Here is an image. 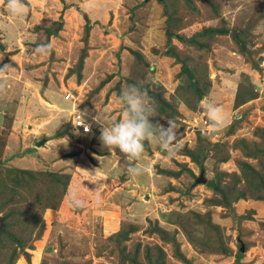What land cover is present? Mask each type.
<instances>
[{
    "label": "rangeland",
    "instance_id": "374dc122",
    "mask_svg": "<svg viewBox=\"0 0 264 264\" xmlns=\"http://www.w3.org/2000/svg\"><path fill=\"white\" fill-rule=\"evenodd\" d=\"M2 1L0 68L6 65L10 68L0 74V79L21 82L32 95L36 89H32L30 81H25V76L32 74L33 63L36 67L33 78L44 83L48 78L56 80L63 88L61 92L75 94L76 106L90 115L87 106H91V99L93 106L110 101L112 106L124 108L119 101L121 89L139 82L147 89L156 109L152 122L167 128L168 119H172L179 126V149L169 156L157 144L145 141L139 163L146 166V170L137 178L142 185L136 188V193L133 196L126 193L129 197L115 194L113 203L111 196L106 198L111 193L98 196L101 202L98 204H105L102 211L109 219L108 224L102 223V216L97 215L94 208L87 206L85 212H82L83 206L76 212L71 208L73 196L84 205L89 201L94 203L95 193L72 189L56 202V209L45 208L49 199L53 202L57 195L51 194L55 183L43 173L49 164L46 167L33 163L41 162V154L35 151H43L44 146L50 151L46 140L36 145L44 139L39 136L46 137L39 133L53 118L57 119L54 125H58V131L65 130L66 135L72 133L68 123L75 108L71 100H62L61 107L58 105L60 108L53 114L52 107H57L54 98H45L40 92L43 100H47L40 101L48 108L46 114L45 109L42 112L40 106L28 101L19 103L21 92L15 87L12 92H16L17 98L7 95L0 102V135L7 141L0 156V188L6 189L1 193H7L8 197L14 195L15 208L28 203V193H33V198L43 204L30 205L24 216L36 217L40 212L44 228L41 233L34 231L31 238L19 236L22 247L4 238L0 264H129L121 262L120 254L123 251L132 254L138 243L137 261L141 264H146L145 249L149 248L152 258L157 257L156 246L165 252V264H264V193H260L264 188L259 189L256 182L254 186L249 185L246 176L252 171L243 165L245 162L260 172L259 162L264 163V156L250 158L243 154V142L252 147L264 140V0H24L28 11L23 16L10 15L6 0ZM98 5L103 8L99 10ZM95 7L98 8L93 11L91 8ZM123 17L126 30L115 37L105 36L104 32H111L108 26L113 29V19L123 20ZM206 28L224 32L202 35ZM95 34L96 46L90 44V36ZM192 37L195 42L191 41ZM236 37L242 45H238ZM46 42H51L56 51L32 56L37 44ZM89 48L98 50L92 52L95 54L90 59L94 61L85 60L90 55ZM69 63L71 66H67ZM182 67L188 73L182 71ZM31 77L28 79L32 80ZM192 82L202 91L199 100ZM2 84L5 87L6 84ZM8 86L9 89L13 85L10 82ZM98 94L99 97L94 98ZM8 99L11 102H7ZM205 100L223 108L229 118L225 126L212 127L204 111ZM162 108L169 112H162ZM116 109L108 113V121L119 120L113 115ZM39 115L45 118L38 119ZM198 131L202 145L197 141ZM96 132L93 128L90 135L85 134L89 136L82 140V150L65 155L86 153L96 140ZM79 134L82 133L76 135ZM215 143L219 145L213 147ZM186 148L194 149L202 165L186 155ZM103 149L109 151L105 146ZM226 151L228 159L219 161ZM9 167L29 169L36 174L33 172L35 175L27 181L18 174L13 178L6 174ZM201 172L205 183H195ZM209 180L228 189H225L228 204H213L221 194L206 185ZM241 193L244 197H240ZM85 195L89 197L85 199ZM256 195H262V199H257ZM194 212L205 218L210 214V221L218 230L207 229L203 224L197 226ZM178 221H183L192 233L193 243L188 241ZM156 223L174 233L166 239L176 238L188 262L174 257L172 244L151 232ZM120 230L119 235L115 234ZM241 244L244 251L237 255ZM14 247L16 255L9 262ZM224 247L229 250L227 254L221 253Z\"/></svg>",
    "mask_w": 264,
    "mask_h": 264
},
{
    "label": "crops",
    "instance_id": "0c3cea01",
    "mask_svg": "<svg viewBox=\"0 0 264 264\" xmlns=\"http://www.w3.org/2000/svg\"><path fill=\"white\" fill-rule=\"evenodd\" d=\"M50 1V0H49ZM0 2H3L2 0H0ZM47 5L49 6V3L47 2ZM99 10H101L103 7V5H98ZM98 7L95 8H91L94 10H97ZM103 12V11H102ZM95 14V13H94ZM95 16V15H94ZM125 17H127V15H124ZM103 18H105V16L103 15ZM108 18V14H106V19ZM129 18V17H128ZM128 22L129 19H128ZM104 22H100V24H103ZM116 23H119L118 25H116ZM111 26H113V29H111V27L108 26L107 29L111 30V32L109 33L108 31L104 32L105 36L108 35H113L114 37L117 36V33L122 31V33L126 30V19L121 20L119 19H113V21L111 22ZM116 29V31H115ZM15 31H12V33ZM96 33V32H94ZM21 34V33H20ZM9 36V35H7ZM39 36V35H38ZM92 40V41H91ZM90 41H91V45L96 46V34L90 36ZM100 41H102V38L100 39ZM83 46V45H82ZM55 49V48H53ZM97 49H92L89 48L88 51V57L85 60H88L90 58H92V55L95 53H92L94 51H96ZM4 51V50H3ZM56 51V49H55ZM98 51V50H97ZM36 52H34L32 54V56L35 54ZM15 60V59H14ZM91 61H94L95 59H90ZM72 64V63H71ZM67 66H71L70 63ZM35 65L32 63L31 64V70H32V74H27L25 76V81H30L32 89H36V93L34 92L32 95L28 94L29 90L28 89H24L21 85V82L16 83L17 81L15 80H11V79H0V83H4L6 84L5 87L0 90V102L1 99L5 98V96L7 95H13L15 96V99L17 98V94L16 92H12L15 90V87H18V93L21 92L20 95V102L21 101H28V103H32L35 104L37 106H40L42 112H45L46 114L48 113V108H45L44 104L41 103L40 101H47V100H43V98L40 95V92H42V95L46 98L47 96H51L52 100H54V104L57 107H52V113L55 114V110L56 108H60L61 104L63 103L62 100H71L72 102V107L73 108H79V106H76V103L74 100H77L78 97L71 93L66 91V93L68 92L70 94V98L66 99L64 98L63 95H65L66 93L61 92L63 88L59 87V84H56V80L54 81L53 79L51 80V78H48L47 81H45V83L41 80H36V78L34 77V71H35ZM68 68V67H67ZM66 68V69H67ZM30 71V70H28ZM32 75V77H31ZM50 75V74H48ZM22 77V76H21ZM32 80H29L28 78H30ZM46 78V77H45ZM13 85L12 88L10 86V88L8 89V83H10ZM54 82V85H53ZM27 83V82H26ZM22 88V89H21ZM24 90V93H23ZM27 92V94H26ZM4 93V94H3ZM22 94H24L22 96ZM22 96V97H21ZM95 97H99V94L94 96ZM74 98V100H73ZM113 98V94L112 97L109 99L111 100ZM7 102H11L8 101ZM18 103V104H19ZM57 103V104H56ZM91 106H87L90 110V114H87V111H83L85 113V115L90 119L91 123H92V130L93 128H96L97 130V134L95 137V142L93 144H91L90 148L87 149L86 153L85 151H80L78 153V155L75 156H68L65 154H68L70 152H72L73 150H82L81 148L83 147V142L82 140H86L88 139V136L90 135H85V134H78V131H75L71 126L70 128L72 129V133H68V135L64 134L62 136H58L57 133L58 131V125L55 126V122H57L56 118H53L50 122L47 123V125H44L43 128L41 130L42 135H45L46 137L43 136H39V139L44 138V141L46 140L47 143L46 145L49 143L50 145H48V149L50 151L45 150V146L42 147L43 151H35L38 154H41L39 157V162L34 161V165H39V166H43V165H47L49 164V168L47 167V171H52V172H57V173H65V174H70L71 175V179L69 181V186H68V192H72V189H75L78 192H83V193H95V203L89 207H91L92 209H96L95 211L97 212L96 214L99 216H102V223L104 224H108L109 223V219H107V216L105 215V213L102 211L103 208H105V204L103 205H99L101 204V202L98 200V196H100V193H111V194H107L106 198L110 199L111 196V202L113 203V201L115 200V198L113 197L115 194L117 195V197L119 195H123L125 197H129V196H133V193H136V191L139 188L141 184H138V182H140V180L138 181V177H142V176H133L130 175L127 171H126V167L123 166L124 161H126V157L124 156L125 154L121 153L120 150L117 148L115 149V151H106L105 149H103V144L100 141L99 137H100V125L97 123L96 121V117L99 114V112L104 113L105 114V119L107 120L108 118V113H110L111 110H113L115 107L117 108L114 112L113 115H115V119H120L122 118V113L124 111V108L121 106H112L110 103V101L105 104V105H94L93 106V100H90ZM116 103V102H115ZM53 104V105H54ZM54 105V106H55ZM60 107H59V106ZM78 105V104H77ZM106 106H108L109 108H106ZM80 109V108H79ZM64 110V109H62ZM108 111V112H107ZM202 114H205L204 112ZM113 115L111 117H113ZM41 115H39L40 117ZM41 118H45V117H40L38 119ZM71 120V117H70ZM70 120L69 123L70 124ZM45 121H48V119H46ZM64 123L66 122L63 121ZM62 122V123H63ZM40 132V131H39ZM44 132V133H42ZM76 132V133H74ZM82 135V136H80ZM81 141L82 143L78 142ZM41 141V140H40ZM37 145V144H36ZM60 155H62L63 157H61ZM80 167V168H78ZM82 167V168H81ZM39 169H44V167H38ZM45 170V169H44ZM83 186V187H82ZM75 193V191H73ZM128 193V195L126 194ZM89 196L85 195V199L88 198ZM137 197V196H136ZM88 202V201H87ZM92 202V201H89ZM99 203V204H98ZM86 204V203H85ZM83 205L82 207V212L86 211V205ZM109 206V205H108ZM91 208H87V209H91ZM100 221V218H99ZM113 226V224H112ZM118 227V225H117ZM107 230H111L110 228H108ZM106 230V231H107ZM112 232V231H111Z\"/></svg>",
    "mask_w": 264,
    "mask_h": 264
},
{
    "label": "trees",
    "instance_id": "16d2710c",
    "mask_svg": "<svg viewBox=\"0 0 264 264\" xmlns=\"http://www.w3.org/2000/svg\"><path fill=\"white\" fill-rule=\"evenodd\" d=\"M86 21H87V18H86ZM85 26H87V24H85ZM223 32H224V30H222V29L206 28V29H203L201 34L202 35H205L207 33H219V34H222ZM237 35H239V33H237ZM193 39L194 38L192 37L191 41L195 42V41H193ZM235 40L238 41V45H242L239 37H236ZM240 49L242 50L241 46H240ZM83 56H84V52L80 56V60H79V63H78V67L79 68L82 65ZM182 71L188 73V71H187V69L185 67H182ZM191 84H192V86H194V88L196 90V94H197L198 100L201 99L202 91L197 87L196 83L192 82ZM163 104L167 105L164 102H163ZM195 107L196 106H194L192 108H195ZM161 111L162 112H169V111H167L164 108H162ZM173 112H175V111H173ZM70 126H71V121H70ZM75 131L81 132L79 130H75ZM65 133H66L65 130L63 132L59 131L57 133V135L58 136H62ZM81 133L89 134V133H91V131L90 132H81ZM197 133H198L197 134L198 144L202 145V143H201V138H202L201 137V133H199V131ZM261 139H262V137H261ZM6 142H7L6 139L3 136L0 135V156H1L2 152H3V149L5 147ZM205 142H207V141H205ZM207 144H209V143L207 142ZM218 145H219L218 143H215L213 145V147H216ZM243 146H245L243 148V154H244L245 157L253 158V157H256V156H260V155L264 156V140L263 139L261 140V142H258L257 144L254 143L252 147H249V143H247V142H243ZM27 151L30 152L32 150L31 149H27ZM27 151H25V152H27ZM194 152H195L194 149L191 150L189 148H186V150H185L186 155H188L192 161H195L199 165H202V159H199L197 157V154H195ZM228 157H229L228 156V152L226 151L225 155H223L222 157L219 158V161H221V162L223 161L224 162V161H226L228 159ZM259 163L261 165V170H262L260 172H257L253 167H251L250 165H248L245 162H243V165H244V167H247V169H250L252 171L251 172L252 174H250L249 176H246L247 181L249 180V185L250 186H254L255 185L254 182H256V183H258L257 186H260L258 188L261 189V186L264 188V163H262V162H259ZM9 168H11V169H6V174L7 175L13 177V176H16L18 174L20 176V178L24 179L25 181H27V178L30 179L32 174L33 175L36 174L34 171L29 170V169L28 170L27 169H17V168H14V167H9ZM1 172H2V165H1V162H0V175H1ZM43 173H44L46 179H51L55 183V185L52 186L51 194L52 195H57L53 202L51 201V199H49V203L48 204L46 203L44 206H45V208H55L56 209V206H58L60 198L63 195L65 196L66 192L68 193V186H69V181L71 179V175L70 174H65V173L52 172V171H44ZM14 181H15V179H14ZM206 185L208 187H210L211 189H213V191L217 192L218 194H221V198L220 199H214V201H213L214 203L213 204L222 205L223 202L225 204H228V201H227L228 198L225 195V192L228 189L225 188L226 189L225 190L220 184H218L217 182H215L213 180H209ZM4 186L7 187V184L5 183ZM1 192H6V189L5 188H0V248H1L2 240L4 238L8 239V241L15 242L17 247H19V246L22 247L23 241L21 240V237H19V236H23L24 238H27V237L31 238V235L34 234V231H38L40 233L43 232L44 224L42 223V221H40L41 220V216H39L40 212L38 213V215L36 217L35 216H33V217H27V216L25 217L24 216V213L29 212L30 205H36L37 206V205H39V203H42V202L38 198L34 199L33 198V193H28L29 194L28 197H29L30 201L28 203H22L23 204L22 207L15 208V206L13 205L15 203L14 195L8 197L6 195L7 193H1ZM260 193H264V189H262ZM262 195H256V198L261 200L262 199ZM241 196L244 197V193L243 194L241 193L240 197ZM56 202H58V203H56ZM91 205H92V203H90V202H88L86 204V206H91ZM71 208L73 209V212H76V209H78L80 207H74L72 205V203H71ZM30 214L34 215L33 213H30ZM207 215L208 216H206V218H205L203 215L194 212L195 224L197 226L203 224L204 226L207 227V229L213 228V229H217L218 230L217 225L212 224V222L210 221V214H207ZM178 222L181 224V226L183 228V231L185 232L186 238L188 239V241L193 243L194 236L192 235V233L189 232L187 228H185L183 221H178ZM17 224H19L20 226L16 227ZM13 226H15L16 228L13 229L14 228ZM17 229L19 231H17ZM131 230H132V228H131ZM121 231L122 230H120L119 232H116L115 234L119 235V233ZM151 232L158 233L162 240H165L168 235L174 234V233H170L167 230L163 229L157 223L154 225V227H152ZM40 233L35 235V238L38 239V237H40ZM166 241H168V242H170L172 244L174 257H176L177 259H179L181 261H184L185 263L188 262V260L185 257V255L181 252V250L179 248V243L177 242V240H176V238L174 236H172V238H170V239H166ZM138 247H140L139 243L136 245V249L133 250L132 254H130V253L126 252V251L125 252L123 251V253L120 254L121 262L126 263L125 261H127V262H129V264H141V263H139L137 261ZM155 249L158 252V255H156L157 257H153V258L149 255L150 254L149 248L145 249L146 264H165V261H164L165 252L159 246H156ZM228 252H229V250L226 247H224V249H221V253H223V254H227ZM240 254H241V250L239 249L237 255H240ZM15 255H16V247H14L11 250L10 256L8 257V261L10 262L11 259L14 258ZM236 261L237 262L239 261V257L236 258Z\"/></svg>",
    "mask_w": 264,
    "mask_h": 264
},
{
    "label": "clouds",
    "instance_id": "9594fccd",
    "mask_svg": "<svg viewBox=\"0 0 264 264\" xmlns=\"http://www.w3.org/2000/svg\"><path fill=\"white\" fill-rule=\"evenodd\" d=\"M6 8L12 16H23L28 11L24 0H6ZM52 51L51 42L37 44L35 48V52L39 55H48ZM9 68L10 65L0 68V74ZM3 87L4 85L0 83V90ZM119 101L124 105L122 118L119 120L108 121L105 119V114L101 112L97 115L96 121L100 125L101 133L99 139L110 151L113 152L118 148L125 154L126 171L130 175L140 176L146 170V166L139 163L145 151V141L157 144L161 151L172 156L179 149L177 139L179 126L172 119H168L167 128L158 122H152L151 118L155 117L156 109L147 89L139 82L122 88ZM204 111L214 129L222 128L229 119L223 108L210 100L204 101ZM71 203L74 207L83 206V202L75 196L72 197Z\"/></svg>",
    "mask_w": 264,
    "mask_h": 264
},
{
    "label": "built area",
    "instance_id": "2783aa9c",
    "mask_svg": "<svg viewBox=\"0 0 264 264\" xmlns=\"http://www.w3.org/2000/svg\"><path fill=\"white\" fill-rule=\"evenodd\" d=\"M65 98H70V94L66 93ZM71 126L74 130H79L81 132H90L92 130V123L90 119L85 115V113L79 109L75 108L70 115ZM86 128L88 129L86 131Z\"/></svg>",
    "mask_w": 264,
    "mask_h": 264
},
{
    "label": "water",
    "instance_id": "95a60500",
    "mask_svg": "<svg viewBox=\"0 0 264 264\" xmlns=\"http://www.w3.org/2000/svg\"><path fill=\"white\" fill-rule=\"evenodd\" d=\"M42 143H44V139H42L41 141H39V142L37 143V145H40V144H42ZM205 181H206V178L204 177L203 173L201 172V173L199 174V176L196 178L195 183H205ZM240 250H241L242 252L244 251V245H243V244H241Z\"/></svg>",
    "mask_w": 264,
    "mask_h": 264
}]
</instances>
